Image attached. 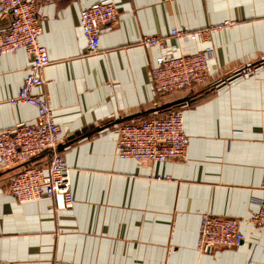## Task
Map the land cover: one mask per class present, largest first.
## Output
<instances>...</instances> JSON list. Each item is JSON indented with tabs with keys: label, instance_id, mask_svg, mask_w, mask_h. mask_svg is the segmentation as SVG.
<instances>
[{
	"label": "crops",
	"instance_id": "obj_1",
	"mask_svg": "<svg viewBox=\"0 0 264 264\" xmlns=\"http://www.w3.org/2000/svg\"><path fill=\"white\" fill-rule=\"evenodd\" d=\"M97 1L39 6L50 56L43 91L60 127L58 150L71 169L75 202L18 201L9 191L16 167L0 162V264H264V227L250 220L264 197V0H112L120 21L103 28L99 51L87 54L80 15ZM9 20L0 17V30ZM227 20L206 42L143 43L148 35ZM206 45L213 48L207 84L171 97L157 91V57ZM30 64L24 49L0 54V131L36 119L33 105L9 102ZM169 108L184 115L185 158L118 156L120 125ZM49 155L31 163L45 164ZM204 213L237 218L241 244L199 251Z\"/></svg>",
	"mask_w": 264,
	"mask_h": 264
},
{
	"label": "built area",
	"instance_id": "obj_2",
	"mask_svg": "<svg viewBox=\"0 0 264 264\" xmlns=\"http://www.w3.org/2000/svg\"><path fill=\"white\" fill-rule=\"evenodd\" d=\"M65 0H0V17L10 20L0 30V54L24 49L31 64L18 93L11 104L28 103L37 109L33 122H21L0 131V162L4 167H16L10 181V193L18 201L26 202L44 196L54 199L58 208L73 206L71 169L58 150L61 131L54 117V109L43 91L47 82L45 70L50 64L46 45L41 42L43 28L38 9L41 4H58ZM120 13L112 0H98L83 9L80 26L86 37V53L100 49L102 29L119 23ZM231 21L201 29H172L170 35L145 36L148 46H165L166 38H189L200 43L223 29ZM213 55L211 45L194 52H179L172 56L160 55L151 68L152 81L163 95L181 92L192 86L207 84L210 78L209 61ZM189 136L185 130L184 115L170 109L165 113L127 122L119 127L116 144L121 158L138 162L157 163L183 159L187 154ZM50 155L45 164L30 161L43 153ZM159 180H172L171 176H158ZM251 223L264 227V197L257 202ZM244 234L235 217L204 213L201 218L198 250L210 252L215 248H231L241 244Z\"/></svg>",
	"mask_w": 264,
	"mask_h": 264
},
{
	"label": "rangeland",
	"instance_id": "obj_3",
	"mask_svg": "<svg viewBox=\"0 0 264 264\" xmlns=\"http://www.w3.org/2000/svg\"><path fill=\"white\" fill-rule=\"evenodd\" d=\"M176 93H173V94H167V96L168 97H171V96H173V95H175ZM168 110H170V109H168ZM173 180V179H172Z\"/></svg>",
	"mask_w": 264,
	"mask_h": 264
},
{
	"label": "water",
	"instance_id": "obj_4",
	"mask_svg": "<svg viewBox=\"0 0 264 264\" xmlns=\"http://www.w3.org/2000/svg\"><path fill=\"white\" fill-rule=\"evenodd\" d=\"M176 103H177V102H173V103H171V104H169V105H173V106H174ZM169 109H170V108H169ZM36 157H37V156H36ZM34 158H35V157H34ZM34 158H33V159H34ZM33 159H32V160H33ZM30 162H31V161H30Z\"/></svg>",
	"mask_w": 264,
	"mask_h": 264
}]
</instances>
